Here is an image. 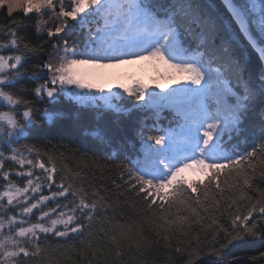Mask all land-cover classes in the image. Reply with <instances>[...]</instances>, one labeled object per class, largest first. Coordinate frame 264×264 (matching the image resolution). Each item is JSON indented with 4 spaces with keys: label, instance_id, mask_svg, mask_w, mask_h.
<instances>
[{
    "label": "snow or ice",
    "instance_id": "1",
    "mask_svg": "<svg viewBox=\"0 0 264 264\" xmlns=\"http://www.w3.org/2000/svg\"><path fill=\"white\" fill-rule=\"evenodd\" d=\"M69 4L0 0L10 18L0 23V264H175L173 253L185 257L183 264H205L203 257L241 264L225 257L264 240V0H220L218 9L202 0ZM17 12L27 20L12 18ZM69 20L85 34L80 50ZM23 26L30 31L22 33ZM248 48L261 66L255 78ZM137 60L163 65L157 76L184 86L161 95L135 81L105 93L95 75L81 70ZM61 97L94 110L97 119L170 107L184 123L159 135L141 122L135 158L136 137L117 139L98 126L86 135L94 141L88 150L100 157L86 151L79 159L90 164L58 168L64 152L21 142L41 132L42 122L51 127L68 118L54 107ZM209 97L214 107L204 103ZM249 118L250 146L239 141ZM7 161L18 168L6 169ZM88 168L119 178L114 198L95 186ZM188 172L202 179L189 180ZM258 259L264 252L251 257Z\"/></svg>",
    "mask_w": 264,
    "mask_h": 264
},
{
    "label": "trees",
    "instance_id": "2",
    "mask_svg": "<svg viewBox=\"0 0 264 264\" xmlns=\"http://www.w3.org/2000/svg\"><path fill=\"white\" fill-rule=\"evenodd\" d=\"M65 5L70 8L69 0H64ZM158 3L164 4L166 0H157ZM205 4H210L213 8L218 9L220 7V0H202ZM12 18H22V12H17L14 14ZM10 18L7 15L6 9H0V23H7ZM34 19V17H33ZM68 24L71 26L68 31L71 33L72 37L75 38V43L77 47L83 45V41L85 39V34L80 30L79 24L76 21L69 20ZM20 31L28 32L30 29L27 26L21 27ZM237 43L240 47H246V41L244 38L238 34L234 36ZM35 39V37H33ZM49 52L53 51L51 48H48ZM247 53L250 57V66L251 73L255 78L260 71V62L257 59V56L254 52H252L251 48L247 49ZM34 62V61H30ZM23 83H27L31 86V81L27 80L25 76ZM29 99H33L31 93L28 94ZM214 99L209 97L204 101V103L208 105H214ZM37 107H45V105H36ZM54 107L59 108L66 112V119L57 121L54 126H49L46 123H41L42 131L34 134L29 140L22 141L21 144L29 143L35 144L36 147L40 148L42 151L47 150L53 155L58 156L60 152H64L65 156L62 159H57L56 164L57 167L60 168L61 164H66L71 170H78V165L83 167L85 163L90 164L91 161H81L79 159L81 153L87 151L88 156H95L97 158L100 157L99 151H89L94 144V141L90 136L86 135V132H89L98 126L103 129L109 136H114L117 139L122 136L136 137L135 139V151L132 152V157L135 158L136 154L141 151L139 138L136 136V131L134 129H139L141 126V122L143 126L152 129L154 134L163 135L172 129H179L178 125L183 124L184 121L177 115L176 111L170 107H165L159 110L158 115L154 112H147L145 115L144 112H133L128 117H120L117 119L115 116L108 114L105 115L102 119H97L96 112L90 108H82L74 103H69L67 97H61V102ZM253 127V118H249L245 120L241 125V128L244 129L239 141H244L247 139L249 146L252 143L251 138V130ZM239 141L233 139L232 144H236ZM231 145H229L230 147ZM240 150H245V144L239 142ZM131 151V149H130ZM42 159L47 160L46 156H43ZM101 164H106L107 161L104 159L100 160ZM5 168H18V165L13 164L11 161H7L5 164ZM25 168H28L26 165ZM38 173L40 170H36ZM87 174L90 178L93 179V182L96 187H100L103 185L106 190V194L112 196L113 198L116 196L117 189L113 185V180L116 181L117 184L122 183L118 177L109 174L108 172H103L99 169L88 168ZM95 172V177H92V173ZM101 175H103V179L101 180ZM13 179H17L13 176ZM59 179V177H57ZM202 179V178H200ZM199 180V179H195ZM17 182L22 184L23 180L17 179ZM264 187V185H261ZM123 191V188L120 189ZM129 200L132 199V193H129ZM139 205V201H136ZM224 222L227 224V218H225ZM222 238V237H221ZM52 243H57L58 241L55 238H50ZM71 242V241H69ZM163 252V249H159L158 255ZM260 252H264V240L253 239L248 243L241 244L240 246L233 248L231 250V254L227 255L225 259H231L232 256H235L241 264H264V259H258V261L253 262L251 257H259ZM173 257L175 259V264H183L185 257H176V254L173 253ZM73 259L79 262L78 257H73ZM205 264H210V262L215 261V257H203L202 258ZM65 264H71L70 261H65ZM156 264H166L165 261L158 260Z\"/></svg>",
    "mask_w": 264,
    "mask_h": 264
},
{
    "label": "rangeland",
    "instance_id": "3",
    "mask_svg": "<svg viewBox=\"0 0 264 264\" xmlns=\"http://www.w3.org/2000/svg\"><path fill=\"white\" fill-rule=\"evenodd\" d=\"M45 19H47V16ZM83 46L84 45L77 47V50L82 49ZM81 70L85 73L95 75L98 78L97 82L105 89V93L109 90L112 92L121 91L118 87L119 85L125 84L132 86L135 81H140L143 84H146L150 91L158 92L161 95L184 86L183 81L180 83H174L170 80L157 76L158 70L160 72L165 71L164 66L149 61L137 60L131 63L113 64L108 67L97 69L84 67ZM157 85H160V87H157ZM143 103V101L140 102V104ZM176 131L179 132V129ZM185 175L189 180L202 178L198 174L191 172L185 173Z\"/></svg>",
    "mask_w": 264,
    "mask_h": 264
}]
</instances>
